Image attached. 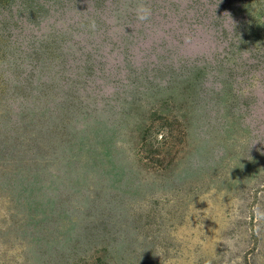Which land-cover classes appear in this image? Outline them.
<instances>
[{"label": "rangeland", "instance_id": "374dc122", "mask_svg": "<svg viewBox=\"0 0 264 264\" xmlns=\"http://www.w3.org/2000/svg\"><path fill=\"white\" fill-rule=\"evenodd\" d=\"M0 264H264V0H0Z\"/></svg>", "mask_w": 264, "mask_h": 264}, {"label": "clouds", "instance_id": "9594fccd", "mask_svg": "<svg viewBox=\"0 0 264 264\" xmlns=\"http://www.w3.org/2000/svg\"><path fill=\"white\" fill-rule=\"evenodd\" d=\"M150 17H151V9L149 7H147L146 5H144V4L138 5L137 12H136L137 20L140 21V22H145V21H148L150 19ZM89 28L92 31L96 30L97 25H96V22H95L94 19L90 20ZM191 39L192 38L190 36H186L185 37L186 42H190Z\"/></svg>", "mask_w": 264, "mask_h": 264}]
</instances>
